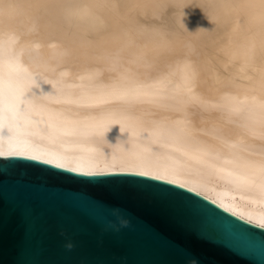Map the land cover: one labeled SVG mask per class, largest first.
I'll return each instance as SVG.
<instances>
[{
  "label": "bare ground",
  "instance_id": "6f19581e",
  "mask_svg": "<svg viewBox=\"0 0 264 264\" xmlns=\"http://www.w3.org/2000/svg\"><path fill=\"white\" fill-rule=\"evenodd\" d=\"M0 156L156 178L264 228V0H0Z\"/></svg>",
  "mask_w": 264,
  "mask_h": 264
},
{
  "label": "water",
  "instance_id": "95a60500",
  "mask_svg": "<svg viewBox=\"0 0 264 264\" xmlns=\"http://www.w3.org/2000/svg\"><path fill=\"white\" fill-rule=\"evenodd\" d=\"M192 261L264 264V228L156 178L0 156V264Z\"/></svg>",
  "mask_w": 264,
  "mask_h": 264
},
{
  "label": "clouds",
  "instance_id": "9594fccd",
  "mask_svg": "<svg viewBox=\"0 0 264 264\" xmlns=\"http://www.w3.org/2000/svg\"><path fill=\"white\" fill-rule=\"evenodd\" d=\"M67 247L70 249L72 247V245L71 244H68ZM191 264H196V262L195 261H192Z\"/></svg>",
  "mask_w": 264,
  "mask_h": 264
}]
</instances>
